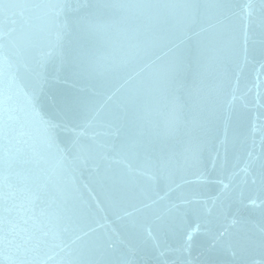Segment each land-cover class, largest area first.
I'll list each match as a JSON object with an SVG mask.
<instances>
[{
	"label": "water",
	"instance_id": "1",
	"mask_svg": "<svg viewBox=\"0 0 264 264\" xmlns=\"http://www.w3.org/2000/svg\"><path fill=\"white\" fill-rule=\"evenodd\" d=\"M0 264H264V0H0Z\"/></svg>",
	"mask_w": 264,
	"mask_h": 264
}]
</instances>
